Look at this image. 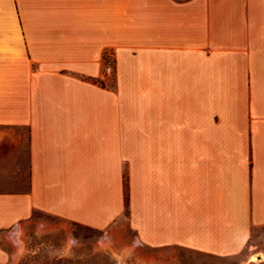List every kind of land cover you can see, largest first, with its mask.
Wrapping results in <instances>:
<instances>
[{
	"label": "crops",
	"instance_id": "1",
	"mask_svg": "<svg viewBox=\"0 0 264 264\" xmlns=\"http://www.w3.org/2000/svg\"><path fill=\"white\" fill-rule=\"evenodd\" d=\"M16 127L31 188L0 192V262L35 211L239 254L264 226V0H0V141Z\"/></svg>",
	"mask_w": 264,
	"mask_h": 264
},
{
	"label": "rangeland",
	"instance_id": "2",
	"mask_svg": "<svg viewBox=\"0 0 264 264\" xmlns=\"http://www.w3.org/2000/svg\"><path fill=\"white\" fill-rule=\"evenodd\" d=\"M109 55L106 52L104 57L112 68L114 84L116 64ZM7 129L8 135L0 141V188L25 189L29 171L27 130ZM22 175L25 182L20 179ZM1 236L8 257L0 264H264V226L255 229L248 247L232 256L142 244L128 227L126 216L110 228L95 229L35 211L22 228L12 227Z\"/></svg>",
	"mask_w": 264,
	"mask_h": 264
},
{
	"label": "trees",
	"instance_id": "3",
	"mask_svg": "<svg viewBox=\"0 0 264 264\" xmlns=\"http://www.w3.org/2000/svg\"><path fill=\"white\" fill-rule=\"evenodd\" d=\"M89 80L99 83L101 85H105L104 80H102L101 78H93L90 77ZM29 171H28V175H27V182L28 185L25 189H1L0 188V192H8V193H26L30 191L31 188V177H30V164L28 165ZM21 181L25 182L26 181V177L24 175L20 176ZM126 186V202H128V191H127V183H125Z\"/></svg>",
	"mask_w": 264,
	"mask_h": 264
},
{
	"label": "built area",
	"instance_id": "4",
	"mask_svg": "<svg viewBox=\"0 0 264 264\" xmlns=\"http://www.w3.org/2000/svg\"><path fill=\"white\" fill-rule=\"evenodd\" d=\"M111 70H112V68H111V66H109L108 68H107V72H111Z\"/></svg>",
	"mask_w": 264,
	"mask_h": 264
}]
</instances>
